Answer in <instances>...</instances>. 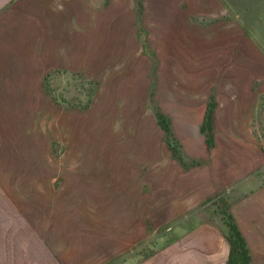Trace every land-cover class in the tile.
<instances>
[{
    "label": "rangeland",
    "instance_id": "1",
    "mask_svg": "<svg viewBox=\"0 0 264 264\" xmlns=\"http://www.w3.org/2000/svg\"><path fill=\"white\" fill-rule=\"evenodd\" d=\"M253 169L264 0H0V220L19 254L206 264Z\"/></svg>",
    "mask_w": 264,
    "mask_h": 264
},
{
    "label": "crops",
    "instance_id": "2",
    "mask_svg": "<svg viewBox=\"0 0 264 264\" xmlns=\"http://www.w3.org/2000/svg\"><path fill=\"white\" fill-rule=\"evenodd\" d=\"M255 171L253 169L239 173L240 177L246 178L249 182L255 175L256 183L243 187L247 184L243 182L240 191L244 192L234 201L232 210L249 248L250 264H264V180L258 181ZM5 217V220H0V225H7L9 230L0 231V241L3 247L0 264H59L57 256L45 246L37 247L39 253L34 260L25 257L26 250L20 251L21 254H19L16 244L19 239L16 233L17 219L13 212H9ZM228 251L229 242L224 236L218 250L215 248L207 252L206 264H225Z\"/></svg>",
    "mask_w": 264,
    "mask_h": 264
},
{
    "label": "trees",
    "instance_id": "3",
    "mask_svg": "<svg viewBox=\"0 0 264 264\" xmlns=\"http://www.w3.org/2000/svg\"><path fill=\"white\" fill-rule=\"evenodd\" d=\"M215 101H210L205 109L200 130L206 135L207 145L212 144V127ZM158 124L165 133V140L170 143L171 127L169 117L161 110H155ZM223 221L226 225L225 238L229 242V251L225 264H250L251 255L246 240L240 231L234 216L230 212L223 211Z\"/></svg>",
    "mask_w": 264,
    "mask_h": 264
}]
</instances>
